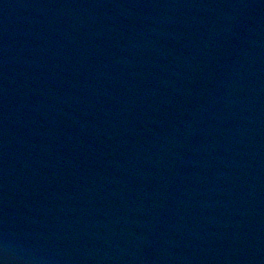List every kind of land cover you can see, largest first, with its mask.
<instances>
[{"label":"water","instance_id":"1","mask_svg":"<svg viewBox=\"0 0 264 264\" xmlns=\"http://www.w3.org/2000/svg\"><path fill=\"white\" fill-rule=\"evenodd\" d=\"M0 264H264V0H0Z\"/></svg>","mask_w":264,"mask_h":264}]
</instances>
